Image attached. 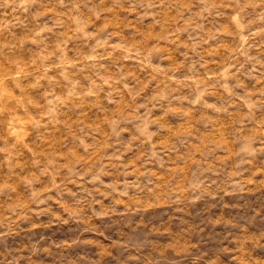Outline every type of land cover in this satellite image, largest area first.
Instances as JSON below:
<instances>
[{"label": "rangeland", "instance_id": "rangeland-1", "mask_svg": "<svg viewBox=\"0 0 264 264\" xmlns=\"http://www.w3.org/2000/svg\"><path fill=\"white\" fill-rule=\"evenodd\" d=\"M236 7L0 0V254L264 264V21Z\"/></svg>", "mask_w": 264, "mask_h": 264}, {"label": "clouds", "instance_id": "clouds-1", "mask_svg": "<svg viewBox=\"0 0 264 264\" xmlns=\"http://www.w3.org/2000/svg\"><path fill=\"white\" fill-rule=\"evenodd\" d=\"M164 0H161L163 3ZM235 14L242 17L246 23L253 21H264V0H234ZM11 189L0 186V196L10 195ZM27 255V253H25ZM0 264H27L26 259H21V255L14 250H8L0 254Z\"/></svg>", "mask_w": 264, "mask_h": 264}]
</instances>
